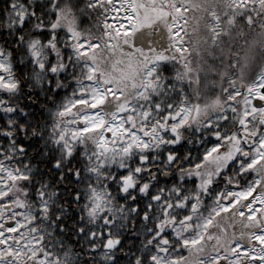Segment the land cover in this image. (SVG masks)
Returning <instances> with one entry per match:
<instances>
[{"label": "snow or ice", "instance_id": "1", "mask_svg": "<svg viewBox=\"0 0 264 264\" xmlns=\"http://www.w3.org/2000/svg\"><path fill=\"white\" fill-rule=\"evenodd\" d=\"M0 264H264V0H0Z\"/></svg>", "mask_w": 264, "mask_h": 264}, {"label": "trees", "instance_id": "2", "mask_svg": "<svg viewBox=\"0 0 264 264\" xmlns=\"http://www.w3.org/2000/svg\"><path fill=\"white\" fill-rule=\"evenodd\" d=\"M259 55V54H258Z\"/></svg>", "mask_w": 264, "mask_h": 264}]
</instances>
